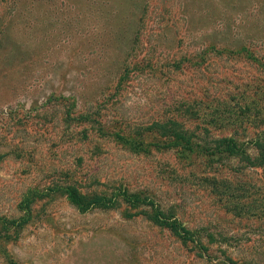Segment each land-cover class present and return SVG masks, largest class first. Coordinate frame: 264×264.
Returning <instances> with one entry per match:
<instances>
[{
    "label": "rangeland",
    "instance_id": "374dc122",
    "mask_svg": "<svg viewBox=\"0 0 264 264\" xmlns=\"http://www.w3.org/2000/svg\"><path fill=\"white\" fill-rule=\"evenodd\" d=\"M176 115L201 147L234 137L251 160L162 149L148 130ZM257 139L264 0H0V222L48 195L7 227L0 264H264ZM67 185L151 199L195 235L47 194Z\"/></svg>",
    "mask_w": 264,
    "mask_h": 264
},
{
    "label": "trees",
    "instance_id": "16d2710c",
    "mask_svg": "<svg viewBox=\"0 0 264 264\" xmlns=\"http://www.w3.org/2000/svg\"><path fill=\"white\" fill-rule=\"evenodd\" d=\"M16 3L19 0H13ZM18 81V80H17ZM180 115H176L175 117H171L166 119V122L157 123L154 126V129L148 130V132L154 133V137L160 139L159 142H163L166 148L172 149H180L182 153H199L203 154V152H207L208 156H215L216 154L224 155L227 159L239 158L242 160L250 161V157L247 153V144L239 143L234 137L231 138H222L214 141V150L213 148L201 147L197 144L194 139L195 136L189 134L185 128L183 123L179 121ZM119 139H123V137L118 136ZM126 141L130 140V147L137 148L139 145H146L145 139L143 137L142 141L137 143L136 135L128 134L126 135ZM159 142L157 144H159ZM139 144V145H137ZM156 144V147L160 148L159 145ZM251 144L254 148H256L258 152V158L261 160V164L264 165V141L262 139H257L251 141ZM255 159V162L258 160ZM60 192L63 196L66 197L68 202L80 213L84 214L93 210H114L117 208L131 207H145L150 211L146 214L147 221L153 223L159 228L167 230L169 233L173 234L175 237L179 238L183 241H192L195 233L188 230L183 223L179 220L175 219V217L168 216L158 205H156L151 199H143L139 195L135 193H130L127 190H124L121 196L116 194L101 195L98 193L85 194L82 193L77 187L74 185L67 186H56L47 188L48 193ZM42 196L48 195H38L37 193L32 194V197L26 199L25 209L27 210V215L20 220H7L3 219L0 228V239L3 240H14L12 238V234L7 233V227L11 226L12 231L17 235L21 229L24 228L29 223L30 220V211L31 205L34 203V198H42ZM4 234V235H3ZM196 242V241H195ZM194 243V242H192ZM198 244L199 251L208 250L202 242H196Z\"/></svg>",
    "mask_w": 264,
    "mask_h": 264
}]
</instances>
